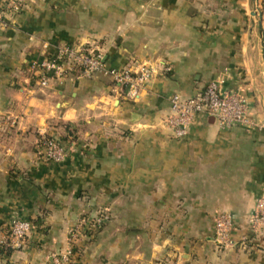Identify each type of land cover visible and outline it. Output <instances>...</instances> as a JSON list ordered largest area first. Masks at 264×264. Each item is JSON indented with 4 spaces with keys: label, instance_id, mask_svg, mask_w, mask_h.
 Wrapping results in <instances>:
<instances>
[{
    "label": "crops",
    "instance_id": "obj_1",
    "mask_svg": "<svg viewBox=\"0 0 264 264\" xmlns=\"http://www.w3.org/2000/svg\"><path fill=\"white\" fill-rule=\"evenodd\" d=\"M0 0V244L15 220L33 222L0 264H42L69 245L82 216L110 220L75 244L79 264H264V0ZM96 41L108 66H171L127 98L113 77L69 72L41 87L32 64L64 44ZM223 78L260 126L223 128L197 115L177 138L171 97ZM74 140L48 161L41 133ZM230 212L233 245L214 241ZM41 220V225L35 221Z\"/></svg>",
    "mask_w": 264,
    "mask_h": 264
},
{
    "label": "built area",
    "instance_id": "obj_2",
    "mask_svg": "<svg viewBox=\"0 0 264 264\" xmlns=\"http://www.w3.org/2000/svg\"><path fill=\"white\" fill-rule=\"evenodd\" d=\"M23 0L10 1L13 10L23 8ZM2 11H0V17ZM2 23H0L1 25ZM33 76L41 87H48L54 79L63 81L71 71H79L85 77H93L98 73L107 74L119 83L127 98L136 99L142 95L148 83L156 76L167 74L171 66L156 62L132 61L120 68L107 65L102 48L96 41L80 44H64L59 47L53 57L44 58L32 64ZM224 79L211 80L207 85L190 97L174 94L171 97L170 116L164 119L177 138L188 134L189 127L197 115H206L216 120L223 128L240 125L246 128L260 126L250 111L247 99L238 91L227 89ZM38 151L48 161L61 163L68 157V146L65 141L41 133ZM110 215L106 210H99L94 215L82 216L69 229V245L60 252L51 253L42 264H79L75 244L83 237H91L108 221ZM255 231L264 226V196L258 198L251 214ZM234 227L230 212L219 213L215 218L214 241L220 248L233 245L230 234ZM33 228V222L15 220L10 228L9 239L2 243L9 247H20ZM6 257V254H0Z\"/></svg>",
    "mask_w": 264,
    "mask_h": 264
},
{
    "label": "trees",
    "instance_id": "obj_3",
    "mask_svg": "<svg viewBox=\"0 0 264 264\" xmlns=\"http://www.w3.org/2000/svg\"><path fill=\"white\" fill-rule=\"evenodd\" d=\"M66 127L68 128V134L64 136L61 140L68 141L74 140L76 138L75 131L70 129V124H67ZM50 137V135H48ZM41 220L35 221L36 224L41 225ZM14 251L13 247H9L8 245L0 244V254H6V256L11 255Z\"/></svg>",
    "mask_w": 264,
    "mask_h": 264
}]
</instances>
